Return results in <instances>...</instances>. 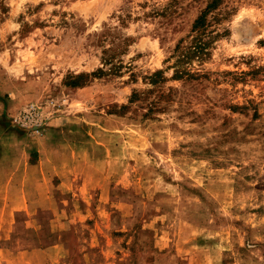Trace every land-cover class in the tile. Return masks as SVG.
Returning a JSON list of instances; mask_svg holds the SVG:
<instances>
[{
    "label": "rangeland",
    "instance_id": "obj_1",
    "mask_svg": "<svg viewBox=\"0 0 264 264\" xmlns=\"http://www.w3.org/2000/svg\"><path fill=\"white\" fill-rule=\"evenodd\" d=\"M211 1L0 0V161L34 147L98 176L97 264H264V0H219L194 29ZM35 217L47 246L56 210Z\"/></svg>",
    "mask_w": 264,
    "mask_h": 264
},
{
    "label": "crops",
    "instance_id": "obj_2",
    "mask_svg": "<svg viewBox=\"0 0 264 264\" xmlns=\"http://www.w3.org/2000/svg\"><path fill=\"white\" fill-rule=\"evenodd\" d=\"M23 150L24 153L4 155L0 161V264H97L100 257L108 263L112 249L108 247L109 238L104 241L108 237L103 219L106 191L98 176L76 169L74 160L65 154L37 155L34 152L37 149L27 146ZM10 162L16 164H7ZM67 162H73L72 168ZM96 189L102 196L99 203H92L87 196ZM58 192L79 196L83 203L46 201ZM39 207L56 210L54 219L60 225L52 231L47 246H42V226L35 217ZM67 210L76 217L68 215ZM18 212L26 214L20 228ZM93 219L90 234L84 238L85 244H81L77 254L78 260H71L70 243L77 239L72 225ZM92 250L97 254L95 257L91 256ZM123 259L120 257L118 262Z\"/></svg>",
    "mask_w": 264,
    "mask_h": 264
},
{
    "label": "trees",
    "instance_id": "obj_3",
    "mask_svg": "<svg viewBox=\"0 0 264 264\" xmlns=\"http://www.w3.org/2000/svg\"><path fill=\"white\" fill-rule=\"evenodd\" d=\"M219 0H212L208 6L206 7V9L202 12V14L195 20L193 28H204L206 26V22H207V15L217 7ZM204 47L202 45L196 44L193 45V47H191L189 49V53L187 52L186 54L183 55V57H187V56H195L198 53L203 52ZM160 71L155 73L154 75H152V77H150L152 80H156L157 77H159L160 75Z\"/></svg>",
    "mask_w": 264,
    "mask_h": 264
}]
</instances>
